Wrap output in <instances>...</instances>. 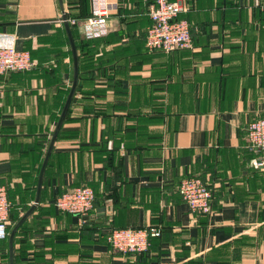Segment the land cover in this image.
I'll return each instance as SVG.
<instances>
[{
  "label": "crops",
  "instance_id": "1",
  "mask_svg": "<svg viewBox=\"0 0 264 264\" xmlns=\"http://www.w3.org/2000/svg\"><path fill=\"white\" fill-rule=\"evenodd\" d=\"M0 1V36L33 60L0 74V184L10 202L0 264L33 204L14 233L13 264H264V168L246 137L248 122L264 118V0H178L192 44L171 52L148 50L145 0H112L107 35L90 40L79 27L90 0H61L77 20L79 74L36 203L72 55L58 0ZM189 176L210 189V213L182 200ZM79 185L95 193L83 222L54 205ZM149 225L162 234L145 252L105 240L110 228Z\"/></svg>",
  "mask_w": 264,
  "mask_h": 264
},
{
  "label": "built area",
  "instance_id": "2",
  "mask_svg": "<svg viewBox=\"0 0 264 264\" xmlns=\"http://www.w3.org/2000/svg\"><path fill=\"white\" fill-rule=\"evenodd\" d=\"M148 2L150 24L146 30L145 43L149 51L171 52L189 48L192 44L191 27L181 18L183 7L178 0H145ZM116 2L112 0H90V13L79 20L80 31L85 39L101 38L108 33V17ZM71 24L77 22L70 19ZM33 60L28 50L18 49L13 39L0 36V74L30 70ZM246 137L250 148L258 152L256 166L264 168V118L248 122ZM178 191L191 212H211L212 193L199 176L180 180ZM94 190L88 185H79L65 191L54 199V205L61 211L73 214L83 222L93 207ZM10 202L6 188L0 184V239L7 235ZM157 226L110 228L105 240L110 247L122 253H142L150 246V237L158 236Z\"/></svg>",
  "mask_w": 264,
  "mask_h": 264
},
{
  "label": "water",
  "instance_id": "3",
  "mask_svg": "<svg viewBox=\"0 0 264 264\" xmlns=\"http://www.w3.org/2000/svg\"><path fill=\"white\" fill-rule=\"evenodd\" d=\"M58 2H59L60 9H61V12H62L61 21H62L63 26L65 28V32H66L67 39H68L69 46H70V50H71L72 62H73V77H72V83H71L68 95H67L66 100L64 102V105H63L62 111L60 113L58 122H57V124L55 126V129H54L52 135H51V140H50L46 155L44 157V160L42 162L41 168H40L38 181H37L36 197H35L34 203L38 202V200H39L44 169H45L49 154L51 152V149L53 147V143L55 141L57 132H58L59 127H60V125H61V123H62V121L64 119L66 111H67V109L69 107V104L71 102V99L73 97L74 91L76 89V85H77V81H78V74H79L77 48H76L75 41H74V38H73V35H72L70 23H69L68 18H67L66 14H65L62 1L58 0ZM33 208H34V204L25 212V214H23V216L14 225V227L12 228V230H11V232L9 234V238H8L9 264H13V236H14V233H15L16 229L20 226V224L24 221V219L31 213Z\"/></svg>",
  "mask_w": 264,
  "mask_h": 264
},
{
  "label": "trees",
  "instance_id": "4",
  "mask_svg": "<svg viewBox=\"0 0 264 264\" xmlns=\"http://www.w3.org/2000/svg\"><path fill=\"white\" fill-rule=\"evenodd\" d=\"M90 13V12H89ZM89 15V14H88ZM88 15H86L85 17H87ZM72 26H74V24H70V27H71V31H72V35H74V29H73V27ZM75 43H76V41H75ZM77 46H78V44H77ZM204 182V181H203ZM205 183V182H204ZM206 184V183H205ZM207 185V184H206ZM208 187V186H207ZM9 212H10V209H9ZM9 218H10V215H9ZM9 223V222H8ZM8 228V224H7V226H6V229ZM160 230V234L158 235V237H160L161 236V234H162V229L160 228L159 229ZM154 237H157V236H154ZM154 237H150V243H151V240H152V238H154Z\"/></svg>",
  "mask_w": 264,
  "mask_h": 264
},
{
  "label": "rangeland",
  "instance_id": "5",
  "mask_svg": "<svg viewBox=\"0 0 264 264\" xmlns=\"http://www.w3.org/2000/svg\"><path fill=\"white\" fill-rule=\"evenodd\" d=\"M4 1H0V3H3Z\"/></svg>",
  "mask_w": 264,
  "mask_h": 264
}]
</instances>
